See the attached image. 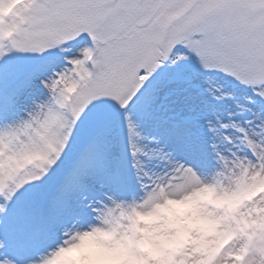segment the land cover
<instances>
[{"label": "snow or ice", "instance_id": "obj_1", "mask_svg": "<svg viewBox=\"0 0 264 264\" xmlns=\"http://www.w3.org/2000/svg\"><path fill=\"white\" fill-rule=\"evenodd\" d=\"M0 264H264V0H0Z\"/></svg>", "mask_w": 264, "mask_h": 264}]
</instances>
